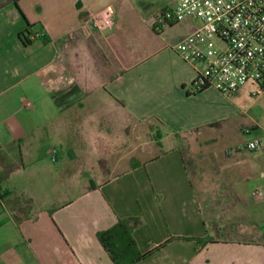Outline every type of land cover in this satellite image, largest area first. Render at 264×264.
<instances>
[{"label":"crops","instance_id":"obj_1","mask_svg":"<svg viewBox=\"0 0 264 264\" xmlns=\"http://www.w3.org/2000/svg\"><path fill=\"white\" fill-rule=\"evenodd\" d=\"M126 1L0 0V264H114L97 233L128 217L140 219L133 236L141 253L151 252L137 264H264V227L255 209L264 210V199H254L256 188L248 194L245 187L258 171L264 178V171L255 153L238 150L245 143L240 136L250 129L237 127L242 131L236 140L218 148L229 166L223 173L224 200L255 213L258 241L234 238L243 233L240 227L226 229L215 215L208 220L206 210L215 208L198 199L170 129L190 101L217 91L192 93V66L175 45L166 52L159 39L170 29L179 43L198 21L159 31L153 29L158 12L149 25L140 21L135 33L147 34L148 50L139 56L144 45L129 44L126 27L118 23L117 10L127 7ZM107 6L116 11L112 30H80ZM28 26L31 43L24 45L20 34ZM77 123L91 133L83 141L82 178L89 182L49 205L46 188L30 190L23 182L24 158L38 153L37 161H45L57 147V164L78 161ZM144 129L151 150H144ZM14 144L21 167L9 171L4 164L17 161L9 149ZM153 147L160 149L154 155ZM13 214L23 218L19 225Z\"/></svg>","mask_w":264,"mask_h":264},{"label":"rangeland","instance_id":"obj_2","mask_svg":"<svg viewBox=\"0 0 264 264\" xmlns=\"http://www.w3.org/2000/svg\"><path fill=\"white\" fill-rule=\"evenodd\" d=\"M175 1L127 0V7L124 4L117 10L119 27H126L125 40L136 46L140 43L144 45L147 41V34L135 33L138 23L142 21L143 26L145 24L149 25L157 12L159 13L158 10L161 6ZM175 34L168 29L165 34L159 35L161 46L165 47L166 52L173 51L174 45L178 44V42L175 43L177 41ZM147 50L148 48L146 49L144 45L143 48H138L137 54L140 56L142 52L144 53ZM160 57L165 58L166 56ZM250 91V86L242 88L232 96L211 91L201 99L190 101L185 106L184 115L179 121L171 124L170 129H172L174 142L179 145L184 153L198 199L203 206L208 202L212 208H215L214 212L206 210L208 220L210 216L215 215L216 220L223 221L226 229L234 225L236 228L240 227L243 233L241 234L240 231L238 235L234 234V238L258 241L259 231L256 227L257 222H255L258 218L255 213L253 214L251 209L244 208V204L237 206V203L232 204L224 200L223 173L229 166L225 159L227 158L225 153L218 148L231 140H236V136L242 131L241 128L237 127L250 129L249 133L240 136L244 142L264 136V92L258 98H253ZM253 125L258 127L252 128ZM75 127L77 136L74 139L80 145L76 148L80 157L78 161L66 162L62 165L53 163L50 159L38 162V153L32 156L31 160L28 157L24 158L25 170L21 173L23 174L21 176L23 182L30 190H33V188H46L52 194L44 201L50 203L49 205L58 204L71 197L72 195L63 194L67 189L70 190L75 187L81 189L84 183L89 182L87 178H82V174L85 172L83 168L87 162L84 157L87 148L83 147V141L89 138L91 133L86 130L87 126L84 123H77ZM145 131L147 129H144V150H151L152 148L148 145L150 142L149 136L145 134ZM43 143L46 142L43 141ZM153 148L154 151L150 153L153 155L160 150L156 147ZM231 150L233 151V149ZM246 153L249 154L250 152ZM255 160L256 165L264 171V155L256 154ZM16 166L17 164L14 161L12 167ZM4 167L9 169L10 164H4ZM121 169H123L122 166H120ZM36 174L40 175L39 179L35 178ZM245 187L248 194L255 188L264 191V178L260 176L259 171L252 176ZM219 204H222V206ZM231 207L233 208L229 209ZM255 209L260 211L261 221H263L261 225L264 227L262 205L261 207L257 206ZM228 231L225 230V232Z\"/></svg>","mask_w":264,"mask_h":264},{"label":"built area","instance_id":"obj_3","mask_svg":"<svg viewBox=\"0 0 264 264\" xmlns=\"http://www.w3.org/2000/svg\"><path fill=\"white\" fill-rule=\"evenodd\" d=\"M115 14V8L107 6L85 20L80 30H112ZM187 19L197 20L198 26L175 50L194 70L191 92L214 88L232 96L250 86L251 97L258 98L264 92V0H178L161 9L154 28L159 31ZM238 150L264 155V137L242 143ZM58 155L57 147L49 149L53 163ZM251 195L264 199L261 189Z\"/></svg>","mask_w":264,"mask_h":264},{"label":"trees","instance_id":"obj_4","mask_svg":"<svg viewBox=\"0 0 264 264\" xmlns=\"http://www.w3.org/2000/svg\"><path fill=\"white\" fill-rule=\"evenodd\" d=\"M30 28L31 26H28L25 33L20 34V39L24 45H29L31 43V40L29 38V35L31 33ZM153 29L156 31L154 26ZM158 139H160V136L158 137ZM9 149H12L14 151L15 158L17 159V161L15 162L17 164L16 167H12V164L14 165V162L10 165L9 171H13L21 167L20 154L18 153L19 146L14 144ZM139 165L140 164H137V166ZM131 166L132 168L134 167L133 164ZM31 205L32 202L30 203V206ZM31 209L32 207L28 209V212L25 217H28ZM13 219L17 225H19L20 222L23 220V218H19V216L16 214H13ZM140 224L141 221L139 218H122L119 219L117 223L111 228L97 233L98 241L100 242V244L102 245V247L109 255L110 259L114 264H137L143 259H145L149 254H151V252L141 253L134 239L133 233ZM197 241L200 242V244L204 242L201 240ZM210 241L211 238H206V242ZM164 245L165 244H163L162 246Z\"/></svg>","mask_w":264,"mask_h":264}]
</instances>
